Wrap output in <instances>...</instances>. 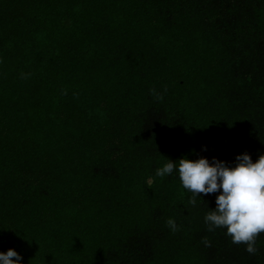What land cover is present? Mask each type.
<instances>
[{
	"label": "trees",
	"instance_id": "obj_1",
	"mask_svg": "<svg viewBox=\"0 0 264 264\" xmlns=\"http://www.w3.org/2000/svg\"><path fill=\"white\" fill-rule=\"evenodd\" d=\"M241 154L264 155V0H0V252L264 264V233L207 230L219 193L155 177Z\"/></svg>",
	"mask_w": 264,
	"mask_h": 264
},
{
	"label": "clouds",
	"instance_id": "obj_2",
	"mask_svg": "<svg viewBox=\"0 0 264 264\" xmlns=\"http://www.w3.org/2000/svg\"><path fill=\"white\" fill-rule=\"evenodd\" d=\"M152 94L158 101L164 98L155 90ZM167 161L156 169L155 177L164 178L178 172L182 187L191 193L188 202L193 206L200 194L219 193L215 209L208 210L204 217L207 230L225 229L233 244H244L248 253L255 254L256 238L264 233V155L255 163L248 154L238 155L234 167L215 158L211 162L206 158ZM153 179L150 177L148 183ZM167 225L173 232L178 230L173 219H169ZM22 259L12 249L0 252V264H21Z\"/></svg>",
	"mask_w": 264,
	"mask_h": 264
}]
</instances>
